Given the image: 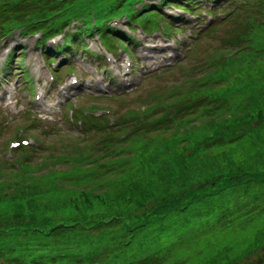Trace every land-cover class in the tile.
I'll return each instance as SVG.
<instances>
[{
  "label": "trees",
  "instance_id": "trees-1",
  "mask_svg": "<svg viewBox=\"0 0 264 264\" xmlns=\"http://www.w3.org/2000/svg\"><path fill=\"white\" fill-rule=\"evenodd\" d=\"M143 1L144 0H77L78 3L76 5L78 7H84L86 10L98 6L100 10L95 12L96 17L101 21H105L112 18V16H119L120 13L123 14L132 11L137 3ZM71 2L75 1L66 2V4L51 3V8L46 14L47 20L50 21L55 18L57 14L59 15V10L62 8L64 11L69 12L70 15H78L79 12L75 7V3L72 5L70 4ZM149 6L152 8L154 14H157V8L151 5ZM53 7H57V9L55 8L57 11H55ZM245 12L250 15V23L245 25L246 30L249 32L251 31L247 34L250 53L245 58H238L234 63L239 66L247 64V67L253 68V70L259 72L258 81L261 83V87H258L257 82L254 80L245 81L250 85L251 89L249 92L255 94L254 92L264 89V34L262 36H257L256 39L253 38L254 33L257 31L264 33V0H260L255 8L247 9ZM260 14H262V17H260L261 21H258L257 17ZM243 98L244 99L238 102L236 99H233L232 116L223 120H220L222 117L218 119L213 118L207 125V127L225 128L227 133H233V138L224 139L211 145L209 149L204 152L206 154L202 155L206 157L211 156L214 162L212 168L204 172H198L194 164V161L198 159L192 158L189 162L195 167L193 171L185 169L182 163L178 162L180 169L176 173V169L163 158L161 166L157 170L150 174L139 175L131 185H127L126 180L119 182L120 180L112 177L95 179L96 177L104 175L100 171L97 172L96 177L94 175L92 177H86V175L82 179L77 180L87 184V187L83 188V191H79L77 189L78 186H66L67 183L61 182L62 186L58 187V190L62 193L67 192L69 190L67 187L69 186L77 192L67 193L68 195H66V198L61 199L60 206L57 205L58 209L53 208L50 210L47 216L48 219L53 222L60 220V225L63 223L64 225L69 224L68 226L70 227L78 226L81 233H85V231L95 232V230H98L103 235L114 231L116 228L122 229L123 226L133 229L135 224L129 221L128 218L131 217V215L133 216L136 213L144 211L141 215L143 220L136 226V229L132 230V234L128 236L131 241L148 223L163 221L191 206L193 199L190 198L188 189L198 181L197 179L199 177L203 176L208 178L213 174L228 171L230 173L232 190L229 195L221 198V204L217 207L215 223L209 227V232L212 234L218 233L224 238L231 239L233 242L248 244L243 252L249 250L252 254L258 253L260 248H264V245L260 248L250 249L258 240L259 245L262 241L264 243V96L258 104L252 103V99L250 97L248 98V94H245ZM254 123H256L255 126H253ZM247 140H250L253 145V148H251L253 153L257 151L261 152L259 156L260 163L236 165L238 171L233 175V159L226 154H224L222 158L220 154L223 151L219 154L218 158H215L216 150L231 149L233 145H244ZM36 168L38 171L40 170V167ZM42 168H45V166ZM161 168L164 169L161 175H164L167 182L172 185L170 192L167 190L163 191L160 187L157 173ZM23 179H25L22 183L24 187V184H27V177L25 174L23 175ZM45 180L47 179H43V181ZM49 182L52 181L49 179ZM70 182L74 183L73 180ZM37 186L38 188L26 185L24 187L26 191L24 195H32L38 192V190L40 192L48 191L44 184H37ZM4 187L6 186L1 184L0 195L2 196L8 193L2 192ZM40 187L46 190H41ZM147 193L148 196L146 195ZM16 194L18 193H14L13 196ZM145 196L147 197L144 198ZM29 197L26 202L20 201L17 203L12 215H2V218L6 221H10L11 219L16 220V225L11 226V229H6L5 222L0 218V238H4L11 246L10 248H14V250L11 251H15L14 256L0 252V254L6 258L7 264H14L19 255L20 257L16 264H99L98 261H106L110 258L111 254L116 252V246L110 244L106 246L104 252L99 255L92 254L87 259V251L93 253L94 250H86L83 245L73 240L67 241L61 245L64 246V251L61 253L60 257L54 253V248L42 252L38 249V240L34 238V234L30 231L44 223L42 221L40 225H35V221L39 218L43 206H41L42 204L35 203ZM136 197H141L138 198L141 201V205H136L137 199H133ZM149 203H151L152 206H149ZM25 212L30 214L33 226L26 223L24 224L19 219ZM72 219L75 220V222L71 223ZM210 219L211 218H205L204 222L209 224ZM235 222L241 225L255 227V229L248 231L253 235L250 241L247 236L248 232L244 229L235 227L233 225ZM84 224H90L92 228L88 229ZM260 225L262 227H257ZM52 226L53 228H57L56 224ZM59 228L61 227L57 229ZM7 232H11L10 235L14 236L9 237ZM82 238L88 242H94L100 240L101 236L95 238L83 236ZM54 240L55 238L52 240L53 244ZM42 256H45L47 261H45ZM94 256L96 257L93 261L92 258ZM209 262L210 264H238L240 261L234 258H224L222 261L211 258ZM261 264H264V260H262Z\"/></svg>",
  "mask_w": 264,
  "mask_h": 264
},
{
  "label": "rangeland",
  "instance_id": "rangeland-1",
  "mask_svg": "<svg viewBox=\"0 0 264 264\" xmlns=\"http://www.w3.org/2000/svg\"><path fill=\"white\" fill-rule=\"evenodd\" d=\"M210 6L211 5H203L202 8ZM215 23H217V21L213 22V24ZM233 26L234 23L231 18L229 21L218 26V28L214 32L203 35L201 38L199 36L198 39L189 38V32L186 31L185 33H183V36L185 38L187 37L189 40V42H187L186 44L187 47L190 46L189 53L184 48L183 43V52L187 53L185 57L179 49L174 60V67L165 70L164 72L159 70L158 73H152L159 74V76L148 74V76L146 74L141 75V69L137 66V74L134 76L133 80H138L139 84L137 89L129 95H116L114 97L100 95L97 98L78 96L72 100V103L81 108H89L92 105H96L100 109H113L116 110L120 116H122L124 115V113H130L133 110H136L138 111V113H140L150 107L159 105L160 102H157L158 97L175 87H179L180 90H182V95H184L185 93H189V90L193 86V84L190 85V79H202L203 75L208 73V71L205 70V66H207L206 62L209 58L214 59L215 56H219L220 53H217L218 51L233 50V45L225 43L228 34L233 35ZM255 35H260V31H257ZM28 38H30L34 43L31 37ZM15 39L18 43H23L18 34L15 36ZM148 39H153L157 43L163 42L158 32L149 35ZM195 40H197V42H195ZM24 44L27 45V43ZM13 46L14 45H12L11 48ZM138 52L136 53V59L147 54V52L145 51L140 52V50H138ZM27 53L32 54L34 52H32V50H28ZM211 54H214V56L211 57ZM148 55L152 56L151 53H148ZM142 60L143 58L140 59V61ZM85 64H87V67L85 66ZM79 67L84 73L90 72L92 74H95L96 67H92V65H90V63H87L86 61H83L82 63L79 62ZM90 67H92L91 70ZM20 68V65L15 66V69ZM234 69L236 70L237 75L236 80H254L257 82V86L261 87V83L258 81L259 72L253 70V68L247 67V64L241 66L235 65ZM20 75L21 74L13 73L12 80L17 83L19 80H21V78L19 77ZM21 84L22 86H24L23 82H21ZM200 92L202 91H199V93ZM203 92L208 93L209 90L204 89ZM22 96L24 100L26 98H29L26 90H23ZM169 102H171V100H166V103ZM29 105L30 104L25 101L24 106L17 105L16 107L13 106L7 110H3L0 112V126L3 129L2 133H0V162L2 165V167L0 166V181H2L6 185L2 192H8L5 196L0 195V199H11L16 192L21 195H24V193L26 192L25 188L22 185L25 179H23V176H20L18 174L23 169H17V165H13V168L11 169L12 171H10V168H7L5 165H3L2 162H4L3 160L9 159L6 157V154L8 153L6 147L8 141L17 136L19 128L27 121V118L24 117V114L28 112L25 108L30 107ZM157 114L158 113H156V115ZM232 115L233 111H231L230 109H226V113L224 116ZM109 117L112 118L113 116L109 115ZM211 119L212 118L208 116H194L192 118V123L185 122L184 127L179 135L185 134L190 137L199 135L202 131L207 129V125L211 121ZM4 122H8L9 126L4 127ZM39 132L42 131L40 130ZM43 133H45V135L40 136L39 138L42 141L43 149L35 153L34 157L31 159L32 167L30 169L32 171V174H25L27 177L26 182L28 185L32 184L36 186L37 184H44L45 188L53 192L54 195H59L60 192L58 190V187L62 186V184L59 182H46L43 181V179H48L54 173L67 171L70 169L71 163L62 161V158L70 157L73 160L75 159L76 161L72 163V167L78 166L77 160L81 157V154L77 152V146L80 144L78 142L76 143V141L81 142L87 139L83 130L74 125H71V123L67 122L66 119H63V121L56 125H53V127L45 126ZM141 135L143 136L136 137L129 144L127 143L128 145H124L127 146L129 152H133L135 150V147H137L139 150H141L140 154L143 157V160L140 161L139 167L136 170L132 171L134 172L133 179H130L127 182V185H131L133 182H135L134 180H136L139 175L150 174L161 166V158L157 157L150 149L154 148L158 143L167 141L171 138L169 132ZM224 153L233 159L241 160L244 164L260 163L254 160L259 154V151L253 153L249 144L234 146L230 149V151H224ZM198 156L199 155H197L195 158H197ZM198 160L194 161L198 172H204L205 170L207 171L214 165L211 156H199ZM43 166H45V168H42ZM34 167H40V170L34 172L32 170ZM193 168L195 169L194 166ZM14 172L16 174L12 175V173ZM163 172L164 169L161 168L157 173L160 187L163 191H170L172 185L167 182L164 175H161V173ZM202 178L203 176L199 177L197 180L201 181ZM86 187L87 184H81L77 187V189L83 191V188ZM67 188L72 193L77 192L71 187ZM40 189L46 190L42 187H40ZM146 195L148 196V193ZM147 196H145L144 198H146ZM224 197L225 196L221 198ZM138 198L141 197L133 198L137 199V206L141 205V201ZM217 200L218 199L205 200L201 206L195 207L192 211V213L200 212L203 213V215L207 216V214L211 210L212 218L210 219L209 224L203 225L198 216L191 217L189 215L187 221L184 224L175 223L173 225L171 224L165 225L163 227H156L151 229L147 233L138 235L131 246V252L133 254L144 255L153 251L162 252L165 250H170L171 254L162 258V260L164 261L161 264H170L175 260H185L184 264H210L209 261L211 258H216L219 261H222L224 258H234L235 260H240L244 256H250V259L247 258L249 260L244 261L242 264H250L253 261H258V259H256L252 255L251 251L247 250L246 252H243L248 244L233 242L231 241V239L224 238L218 233L212 234L209 232V227L215 223L217 208L212 206L216 203ZM148 205L151 206V203H149ZM233 225L238 229H244L246 232L255 229V227L253 226L241 225L238 222L233 223ZM257 227L262 226L260 225ZM247 236L249 237V241L253 237L251 232H248ZM258 241H256L252 245L250 250H252L253 248H260L264 245L263 241L260 245ZM6 244L7 241L5 239L0 240V248ZM258 256L264 257V254L259 253Z\"/></svg>",
  "mask_w": 264,
  "mask_h": 264
}]
</instances>
